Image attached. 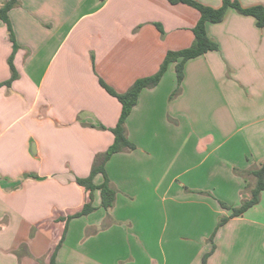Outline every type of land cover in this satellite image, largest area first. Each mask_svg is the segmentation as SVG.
<instances>
[{
  "label": "crops",
  "instance_id": "0c3cea01",
  "mask_svg": "<svg viewBox=\"0 0 264 264\" xmlns=\"http://www.w3.org/2000/svg\"><path fill=\"white\" fill-rule=\"evenodd\" d=\"M8 17L0 83L13 43L18 76L0 85V264H46L65 226L58 264H187L197 232L192 264L212 245L206 264H264V190L205 244L230 210L200 192L239 205L254 183L247 170L264 158V26L233 8L208 22L218 48L186 60L179 85L170 63L126 117L135 147L105 163L113 205L101 207L95 189V210L65 222L88 199L75 177L112 143L121 111L99 78L123 92L153 74L168 50L190 45L199 12L169 0H16ZM204 216L208 230L197 225Z\"/></svg>",
  "mask_w": 264,
  "mask_h": 264
},
{
  "label": "trees",
  "instance_id": "16d2710c",
  "mask_svg": "<svg viewBox=\"0 0 264 264\" xmlns=\"http://www.w3.org/2000/svg\"><path fill=\"white\" fill-rule=\"evenodd\" d=\"M171 3H184L199 12V18L196 24L192 27L193 40L187 47L178 49V50H168L158 69L150 75L139 77L133 81V83L123 92H118L109 86L104 80L99 78L100 85L112 96L116 97L121 104V111L118 117L116 124L113 127H110L109 130L113 134L112 143L102 152H98L94 155L90 172L85 177H75L77 184L82 186L86 191H88V199L84 202L81 208L78 211H75L72 214L67 215L66 217H60L61 220L67 222L73 217H78L86 215L93 210L95 206L93 205V191L95 189L99 190L100 195V206L104 209L110 208L115 199L116 190L111 185L110 180L107 176L105 170V163L110 158V156L116 152L129 151L132 150L135 146L128 139L126 134L125 120L128 114L130 113L132 107L136 104L138 95L140 91L144 88H150L155 86L164 72L166 71L170 63H174V68L177 77V84L179 85L183 78V65L186 60L199 56L207 51L216 50L218 48L217 42L210 38L206 31V24L208 22L216 23L220 22L227 8H233L238 13L244 15L253 16L256 20L258 27L264 26V6L262 5H253L249 7H242L238 0H221V6L214 8L211 6L204 5L197 0H169ZM16 0H6L0 6V19L5 23L8 31L10 32V37L13 40V32L11 23L8 17V11L14 6ZM17 46L13 43V50L10 56L8 57V64L10 68V76L8 79L4 80L0 85L9 86L11 82L17 78L18 73L13 64V54ZM105 128L104 126H100ZM235 170V169H234ZM248 174L254 177V183L249 189V196L246 199H242L240 204L237 206H229L222 201L220 205L223 208L230 209L231 212L228 216L220 217L219 222L212 235L210 236V241L213 242L214 235L219 226L224 224L229 218L234 216L241 215L251 206L257 204L260 201L261 192L264 190V158L261 159L255 166L250 167ZM99 174L102 177L101 182L94 183V177ZM27 175V174H26ZM246 179V176H244ZM205 192V191H200ZM66 224V223H65ZM66 228V226H65ZM65 228L62 232V235L55 247L53 248L49 260L46 264H58L55 257L58 248L61 245L65 234ZM214 245H212L209 252L204 253L202 256V263L206 264L207 258L213 252ZM19 255V254H18Z\"/></svg>",
  "mask_w": 264,
  "mask_h": 264
},
{
  "label": "rangeland",
  "instance_id": "374dc122",
  "mask_svg": "<svg viewBox=\"0 0 264 264\" xmlns=\"http://www.w3.org/2000/svg\"><path fill=\"white\" fill-rule=\"evenodd\" d=\"M204 127H207V125H205L204 124ZM234 127V126H233ZM246 179H247V183H248V185L249 186H251L252 185V183H253V180H254V177L253 176H251V175H248V176H246ZM203 194H206V195H210V196H212L214 199H215V201L220 205V199H218L216 196H214L211 192L209 193V191H206V192H203ZM221 206V205H220ZM181 207H183V206H181ZM222 207V206H221ZM227 209V208H226ZM227 210H230V209H227ZM230 212H231V210H230ZM223 216H226V215H219L218 217H217V223L219 222V219H220V217H223ZM208 220V217L207 216H204V217H202V220H201V222H198L197 221V225H200L201 227H203V230H208V226L210 225V224H208L209 222H210V219H209V221H207ZM200 226H197V227H200ZM216 226H217V224H216ZM212 233H213V231H212ZM212 233L211 232H209V233H207L208 235H207V237L206 238H203V242H204V244H205V242L206 243H209V242H211L210 241V236L212 235ZM197 234L199 235V233L197 232ZM198 235H193L194 237H192L193 238V240H194V243H191L190 245H189V248H187V254H186V261H187V264H192L194 261H192V256H194V254H195V252H196V249H198V246H199V243H198V239H199V237H198ZM210 249L211 248H209L208 246L206 247V246H204V253H207V252H209L210 251ZM203 253V254H204ZM203 254H202V256H203ZM210 256V255H209ZM181 257H182V255H181ZM181 262H182V258H181ZM201 263H202V259H201Z\"/></svg>",
  "mask_w": 264,
  "mask_h": 264
},
{
  "label": "water",
  "instance_id": "95a60500",
  "mask_svg": "<svg viewBox=\"0 0 264 264\" xmlns=\"http://www.w3.org/2000/svg\"><path fill=\"white\" fill-rule=\"evenodd\" d=\"M34 150H35V148H34V143H31V152L33 153Z\"/></svg>",
  "mask_w": 264,
  "mask_h": 264
}]
</instances>
